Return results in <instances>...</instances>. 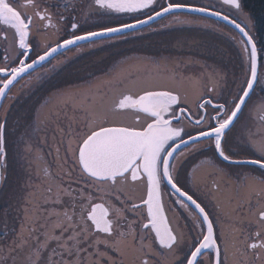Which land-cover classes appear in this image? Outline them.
Segmentation results:
<instances>
[{"label": "snow or ice", "instance_id": "obj_1", "mask_svg": "<svg viewBox=\"0 0 264 264\" xmlns=\"http://www.w3.org/2000/svg\"><path fill=\"white\" fill-rule=\"evenodd\" d=\"M220 3L229 14L188 0H0V191L13 156L23 169L0 212V264H264V45L242 0ZM186 12L239 30L243 80L193 58H125L11 117L16 85L39 88L68 62L58 56L143 39L158 18L193 22ZM209 151L197 167L213 169L212 211L179 183L183 161ZM166 189L187 222L168 215Z\"/></svg>", "mask_w": 264, "mask_h": 264}, {"label": "rangeland", "instance_id": "obj_2", "mask_svg": "<svg viewBox=\"0 0 264 264\" xmlns=\"http://www.w3.org/2000/svg\"><path fill=\"white\" fill-rule=\"evenodd\" d=\"M226 11V10H225ZM228 13H229V8H228ZM235 15H234V14ZM232 15L238 16L240 18V21L242 22V25L245 26V21L244 18L238 14L235 13V10H232ZM182 19H188L190 21H193L191 23H186V24H176L174 22H171V16L168 17V19H159L155 21V24L152 25V28L154 27H159L162 28L163 31L160 32V35H158L157 39L159 38H164V39H171L174 41L178 40L179 38H185L186 39V44H188V40L195 42V47L196 50L200 49V52H194L195 57H185L182 54L181 48H186L187 45L184 44L181 47H178L177 45H173L170 43L169 40L166 41L167 46L163 47L162 43L160 42H154V39L149 41L146 40L145 43L139 42V40H135L137 43L136 46H133V48L136 47V53L133 55L132 60L133 61H144L146 58H159V57H169L171 59L175 60H181V59H187V58H193L196 60L201 61L202 63L207 64L210 66L209 70L212 68L218 69L222 71L223 73L226 74L227 79L229 81V84H233L234 82H239L243 80L244 78V73L247 70V61L244 58V55L240 49V45L238 41L242 39L240 34L234 29H228L226 27V24L221 23L222 21L218 20H212L201 17V16H194L192 14L188 13H182L180 14ZM237 17V18H238ZM238 18V19H239ZM252 21L254 23V20L252 18ZM213 24V26L210 27H205L204 25L207 24L209 25ZM170 24L169 27H164V25ZM204 26V28H203ZM205 28H208L209 30H213L214 33L211 34V37L208 39L207 35H203L201 31L206 30ZM143 30L149 29V26L146 25L145 27H142ZM252 35L254 38L255 35V28L254 25L252 26ZM235 36L236 40H233L232 37ZM156 39V40H157ZM255 40V38H254ZM134 41V40H133ZM257 42V40H256ZM142 43V44H141ZM150 48L151 51L153 52L154 56H147L143 54H138L139 48ZM257 47L259 48V44L257 42ZM124 48H121V51H123ZM147 50V49H146ZM145 50V51H146ZM149 51V52H151ZM96 52V49L93 50V53ZM70 54V56H69ZM81 54V53H80ZM77 54L80 57L77 62L76 55L73 54V52H66L65 56H58V59L61 60H70V58H75L74 59V66L70 69V76L67 78V80H64L60 78V74L64 72L63 66L58 68L56 71L50 73V77L46 78V80L39 88L33 89L32 91L34 92V97H32L31 93H28L24 90V86L22 87V83L18 85V87L15 88V96L17 97V100L12 106V109L10 110L11 116H19V115H30L32 114V111L39 106V103L42 101V94L47 93L45 97H47L50 93L56 92L57 89H63V88H68L73 85H82L85 81L91 80L88 78V75L91 78L94 77H103L102 75L97 74L95 71V67L91 66L89 61H93V59H97L100 62H102L105 58L104 57H99V56H94L92 57L91 54ZM121 54V53H120ZM150 55V54H149ZM68 59H66V58ZM55 62V61H54ZM77 63H79L77 65ZM101 64V63H100ZM46 68H50L51 65L45 64ZM110 68V67H109ZM92 70V72H91ZM88 73L83 74V73ZM50 79V80H49ZM71 81V85L70 84ZM64 83L62 87V84ZM60 86V87H59ZM187 87V85H185ZM50 89L48 92L47 90ZM20 91V92H19ZM259 92V89H257ZM37 92L39 94L37 95ZM19 93V94H18ZM264 94V93H261ZM38 99V100H37ZM47 162L51 163L52 162V157L48 156L47 157ZM10 185V184H9ZM15 189L13 186H8L6 189L0 191V212L6 211L9 209V205L12 203V200L14 199L15 196Z\"/></svg>", "mask_w": 264, "mask_h": 264}, {"label": "flooded vegetation", "instance_id": "obj_3", "mask_svg": "<svg viewBox=\"0 0 264 264\" xmlns=\"http://www.w3.org/2000/svg\"><path fill=\"white\" fill-rule=\"evenodd\" d=\"M188 2L193 4V5H196V6H198V5H201V6L210 5V6H212V10L222 11L224 13V10L217 3H212V2L207 1V0H188ZM234 15L231 14L230 18H235L239 23H241L240 18L238 16H234ZM194 16H197V15H194ZM199 16H201V15H199ZM201 17H204V16H201ZM204 18H206V20H208V19L215 20V19H213L211 17H209V18L204 17ZM121 19L131 20V17L130 16H123V17H121ZM221 23H223V22H221ZM191 24H194V23H191ZM223 24H225V23H223ZM209 25L213 26V24H210V23H209ZM85 27L88 28L89 25H85ZM159 27H154L155 29H158L157 31H152L150 29L143 30L144 31V38L143 39H138L139 42L145 43L146 40L151 41V40L154 39L155 43L156 42H160V43H162L163 47L167 46V44H166L167 40H169L170 43H172L173 45H177L178 47H181L182 45L186 44V42H185L186 39L185 38H179L178 40L175 41V43L171 39H164V38H161L162 40L157 39L158 35H160V32L163 31V29L159 28ZM226 27L228 28L227 25H226ZM203 28H204V26H203ZM205 29L206 30L203 29V31H201V33L203 35H207L208 39H209L211 37L210 33L213 34L214 31L211 30V29L209 30L208 28H205ZM228 29H230V28H228ZM234 31H236V30L234 29ZM45 38L47 40H49V41L55 42L56 39H57V36L55 34H53L51 31H49ZM188 42L189 43L186 44L187 47H188L187 49L181 48V50H182V54L181 55H184L185 57H187V56L188 57L189 56L190 57H195V55H197V54H195L194 52H200V49L195 51L196 48H197L194 45L195 42H192V41H189V40H188ZM136 43L137 42L135 40L134 41L132 40L130 42L118 41L114 45L110 43V44L105 45L103 48H95L96 49L95 53H93L94 49H91V50H86V51L82 52L81 54H84V55H87V54H91L92 55L93 54L92 57H94V56L104 57L105 59L102 62H100L101 64L99 63V61H97V66H99L100 69L98 67L97 68L99 70L97 68L95 69V71L97 72L98 76L99 75L104 76V74L106 72H108V70L117 61H122L125 58H130L133 55H135L136 47L133 48V46H136L137 45ZM132 44H133V46H132ZM4 47L5 46L2 44V42H0V56H2L4 54ZM121 48H124V50L121 51ZM146 49L141 47V48L138 49L137 52H139L138 54H143L144 51L146 50L147 51V56L153 57L154 54L151 51L152 50L151 47L150 48H146ZM149 51H151V52H149ZM63 56H65V55H62V57ZM78 56L79 55H76V58ZM64 58H66V57H64ZM79 58L80 57H78L77 60ZM66 59H68V58H66ZM74 59L75 58L72 57V58H70V60L69 59L67 60L68 62L63 66L64 72L62 74H60L59 80H60V78H62L64 80H67V78L70 76V69L69 68L71 66H70L69 63L71 61H74ZM53 63H55V62L53 61ZM37 71H39V69H37ZM91 72H92V70H91ZM80 73H83V72H80ZM83 74H87L88 75V73H83ZM90 76L88 75V78L89 79H93ZM49 77H50V74L47 76V78H49ZM45 81H48V80L45 79ZM69 82H70V84H68V85H71V81H69ZM21 83H22V87H23L24 84H25V81H21L19 84H21ZM19 84H17L16 87H18ZM63 85H64V83L62 84V87H65ZM15 88L13 89V93H12L13 95H15V92H14ZM47 91L49 92L50 89H48ZM30 93H31L32 97H34L33 96L34 92L31 91ZM38 94H39V92H37V95ZM46 94L47 93H43L42 94V101L45 98ZM30 116H31V114L30 115L11 116V117L13 118V120H15V119L20 118V117H30ZM209 158H214V154L211 151L203 153V154L202 153H193V154L189 155L187 157V159H185L183 161L179 183L184 187L185 190H188L190 192V194L193 191H195L196 196L199 197V199L202 200L205 204L209 205L207 210L212 211L213 209H212V205L210 203V198L207 195V187L210 186L211 180L213 178L212 177L213 169L211 167H208V166L197 167L198 165H200V162L202 160H207ZM21 165H22V161H20L18 157L13 156V158L11 159L10 168H9V184H10L9 186L10 187L13 186L14 189H18L20 184L23 181V169H22ZM220 166L221 167H227V165L224 164V163H221ZM193 170H195V171H193ZM197 183H199V189L196 188V184ZM140 194H142V192L139 191L138 192V196ZM0 195H1V192H0ZM165 195H166V200H167L166 204H167L168 210H169L168 215L170 217L171 216L178 217L180 219L181 223L187 222L185 220L186 213L184 212L183 209L179 208L175 204L176 197L172 196V195H169V191L167 189L165 190ZM221 223L224 225L225 230H227L228 224H227L226 219H222Z\"/></svg>", "mask_w": 264, "mask_h": 264}, {"label": "trees", "instance_id": "obj_4", "mask_svg": "<svg viewBox=\"0 0 264 264\" xmlns=\"http://www.w3.org/2000/svg\"><path fill=\"white\" fill-rule=\"evenodd\" d=\"M244 11L254 20V38L259 48L264 45V0H242Z\"/></svg>", "mask_w": 264, "mask_h": 264}, {"label": "water", "instance_id": "obj_5", "mask_svg": "<svg viewBox=\"0 0 264 264\" xmlns=\"http://www.w3.org/2000/svg\"><path fill=\"white\" fill-rule=\"evenodd\" d=\"M216 2L217 3H220V0H216ZM221 4V3H220ZM225 7H227V8H229V6H225ZM212 11H214V10H212ZM187 13V12H186ZM189 13H193V14H201V15H204V16H207V17H211V18H214V19H216V20H218V21H222V22H224V23H226L227 25H229L230 27H233L234 29H236L235 27H234V25H232L229 21H226V20H223L222 18H220V17H216V16H211L210 14H207V13H197V12H189ZM160 19V18H159ZM158 20V19H157ZM154 21H152V22H150V23H153ZM146 25H144V26H142V27H145ZM241 26H243V25H241ZM238 32H239V30L238 29H236ZM240 33V32H239ZM241 34V33H240ZM241 36H242V34H241ZM138 190V191H137ZM142 192V187L141 186H136L135 188H133L132 189V192H133V195H135V196H138V192ZM164 200H165V203H167V200H166V195H164ZM166 211H167V213H169V210H168V206H167V204H166Z\"/></svg>", "mask_w": 264, "mask_h": 264}, {"label": "bare ground", "instance_id": "obj_6", "mask_svg": "<svg viewBox=\"0 0 264 264\" xmlns=\"http://www.w3.org/2000/svg\"><path fill=\"white\" fill-rule=\"evenodd\" d=\"M207 1H210V2H212V3H216V0H207ZM198 6H201V5H198ZM225 9H224V14H228V8L227 7H224ZM226 10V11H225ZM202 16H204V15H202ZM204 17H207V16H204ZM207 18H209V17H207ZM160 19H164V18H160ZM158 20H159V18H158ZM156 21V20H155ZM155 21L153 22V23H151V25H154L155 24ZM238 22V21H237ZM239 23V22H238ZM241 25H242V22L240 23ZM228 26V28H232V29H234L233 27H230L229 25H227ZM236 30V29H235ZM238 32V31H237ZM239 33V32H238ZM240 34V33H239ZM240 36H241V34H240ZM242 37V36H241ZM159 40H162L161 38H159ZM188 47H186V48H184V49H187ZM144 49H146V48H144ZM144 55H147V51H144V53H143ZM69 56H70V54H69ZM97 59H93V61H89L90 62V64H91V66H94L95 68H99V66H97ZM77 62H78V60H77ZM75 62L74 61H71L69 64H70V66H72L73 64H74ZM79 63H77V65H78ZM74 66V65H73ZM72 66V67H73ZM71 68V67H70ZM97 68V69H98ZM100 69V68H99ZM98 69V70H99Z\"/></svg>", "mask_w": 264, "mask_h": 264}]
</instances>
